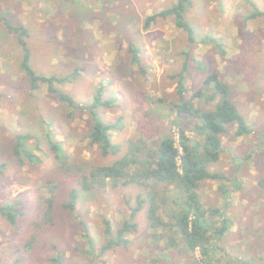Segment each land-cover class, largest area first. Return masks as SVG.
I'll use <instances>...</instances> for the list:
<instances>
[{
    "label": "rangeland",
    "instance_id": "rangeland-1",
    "mask_svg": "<svg viewBox=\"0 0 264 264\" xmlns=\"http://www.w3.org/2000/svg\"><path fill=\"white\" fill-rule=\"evenodd\" d=\"M176 1L0 0V17L28 31L24 39L36 74L75 76L56 87L76 103L92 102L98 91L117 100L116 107L99 109L105 121L122 118L111 131L115 144L143 135L142 130L148 138H175L182 121L186 135L195 138L189 118L173 111L167 120L170 104L178 99L177 84L183 81L189 98L205 78L197 63L219 72L251 131L236 137V129L228 127L220 137L219 160L208 167L225 180H205L196 189L206 222L220 228L223 218L228 221L227 231L212 241V264H264V190L257 186L264 177V17L245 19L254 13L251 3L264 12V0H192L185 20L195 43L173 17L157 18L145 28L148 17ZM18 39L0 23V207L14 204L21 212L15 225L0 213V264H58L54 259L63 264H207L199 249L165 250L167 240L155 238L145 209L133 220L138 229L127 235V246L101 252L110 240L104 221L113 230L128 222L125 200L134 207L142 189L107 182L106 188L85 192L77 176L57 170L59 160L48 149L52 143L60 146L59 158L65 155L88 167L109 164L119 154L104 158L97 145L90 146L87 111H72L46 85L31 89ZM130 46L139 48L144 72L131 63ZM18 142L40 161L20 163ZM72 188L78 191L75 213L61 206ZM176 192L169 190L168 197Z\"/></svg>",
    "mask_w": 264,
    "mask_h": 264
},
{
    "label": "trees",
    "instance_id": "trees-1",
    "mask_svg": "<svg viewBox=\"0 0 264 264\" xmlns=\"http://www.w3.org/2000/svg\"><path fill=\"white\" fill-rule=\"evenodd\" d=\"M251 5L254 6L252 7L254 13L247 16L246 21L255 17H264L263 11L258 10L253 3ZM191 7L192 0H177L170 8L148 17L145 28H148L157 18L173 17L176 27L184 31L190 43H195L193 30L185 20V13ZM0 23L8 31L18 35V42L25 51L21 67L29 79L31 89L37 90L41 84L46 85L48 92L54 94L60 103L72 111H87L92 119L89 132L90 146L97 145L104 158H108L111 154H119L109 164L88 167L81 162L77 163L75 160L67 159L65 155L59 158L61 157L60 146L52 143L48 149L59 160L57 170L64 169L69 175L77 176V182L85 192L94 187L106 188L107 182L114 187L135 185L142 189L134 207H131L129 200H125L131 211L128 222H123L122 226L113 230L111 222L104 221V233L110 240L107 245L101 247V252L113 246H127L129 243L126 239L127 235L138 229L137 223L133 220L140 211L145 209L149 229L152 230L154 236L158 233L155 238L167 240L165 250L183 248V251L188 253L199 249L202 256L208 259L207 264L215 263L211 259L215 250L212 241L227 231L228 221L223 218L220 228L214 226L212 222L207 223L196 189L205 180H225L224 175L209 171L208 167L219 160L220 137L228 132V127L236 129V137L247 135L251 131L245 118L232 101L230 88L222 80L220 73L207 72L201 63H197L198 68L205 73V78L200 88L189 98L186 97L188 90L184 87L183 81L180 80L177 84L178 99L170 104L167 120L172 119L173 111L182 118L187 117L193 124L191 128L195 134V138H190L183 129L185 128L184 122L178 124L181 128L178 135L180 150L171 136L161 134L155 139L148 138L144 136L146 132L143 130L141 131L143 135L124 140L122 144H115L111 131L120 127L119 123L122 118L105 121L100 115V110L116 107L117 100L115 98L106 99L103 92L98 91L92 102L84 105L76 103L69 94L56 87V84L66 83L70 77L75 76L61 79L36 74L29 64L30 57L24 39L28 36V31L21 26H11L2 17H0ZM215 46L219 48V45ZM129 52L132 57L131 63L136 64L144 72L138 59L139 48L130 46ZM224 54L225 52L221 53V55ZM171 121L174 122V119ZM23 148V144L19 142L15 148V155L20 163L24 164L25 159L32 162L40 161L38 156ZM257 186L264 190V177L257 181ZM173 189L177 192L173 198H170L168 192ZM77 199L78 191L72 188L68 194V200L62 203V208L75 213ZM54 202V196L47 200L50 206H53ZM0 213L12 225L17 224V216L21 214L18 206L14 204L1 206ZM81 225L85 228L83 223ZM158 230L160 232H157ZM54 261L63 264L60 259H54ZM191 262V264H200L194 260Z\"/></svg>",
    "mask_w": 264,
    "mask_h": 264
},
{
    "label": "built area",
    "instance_id": "built-area-1",
    "mask_svg": "<svg viewBox=\"0 0 264 264\" xmlns=\"http://www.w3.org/2000/svg\"><path fill=\"white\" fill-rule=\"evenodd\" d=\"M178 135H179V133H178ZM178 135L175 138H173V139L175 140L176 147H178L179 150H180V147H179V144H178Z\"/></svg>",
    "mask_w": 264,
    "mask_h": 264
}]
</instances>
